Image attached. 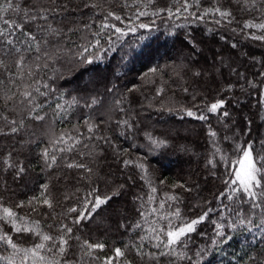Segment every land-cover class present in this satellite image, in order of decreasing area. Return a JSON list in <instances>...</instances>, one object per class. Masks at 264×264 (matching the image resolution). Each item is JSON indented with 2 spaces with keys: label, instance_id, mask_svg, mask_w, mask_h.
Returning <instances> with one entry per match:
<instances>
[{
  "label": "trees",
  "instance_id": "1",
  "mask_svg": "<svg viewBox=\"0 0 264 264\" xmlns=\"http://www.w3.org/2000/svg\"><path fill=\"white\" fill-rule=\"evenodd\" d=\"M16 2L23 4L24 0ZM212 2L200 0L202 7H209ZM99 3L103 8L94 10V17L85 16L83 21L79 17L76 19L78 24L94 19L87 38L92 39V32L101 31V37H97L103 45L100 59L94 65H77L70 59L60 58L46 74L41 72L40 79L49 88L43 89L46 96L37 97L38 101H46L42 110L38 111L41 115L46 114L47 123L27 120L25 123L28 127L22 136L0 137V152L13 150L15 145L14 155L27 169L22 180L14 181L11 172L0 176V181H6L9 189L5 199L28 200L38 195L40 186L47 183L59 200L51 214L55 220L37 213L32 214L34 219L55 223L62 218L68 206H77L76 198L86 195L91 183L80 181L77 173L62 167L48 171L38 153L45 148L54 150L49 144L54 134L71 132L76 128L79 132L92 135L87 133V125L83 123L88 120L95 127L96 136L107 137L109 141L105 143L97 139L91 142L104 149L93 164L101 190L97 194L124 185L119 197L110 202L103 216L97 217L95 222H87V226L78 233L94 243L107 246L104 252L98 253L99 256L109 255L114 247L138 241L137 233L146 235L140 229L128 230L129 225L140 219L137 209L142 204L148 208L158 207L171 196L177 199L165 203L162 210L165 213L178 209L185 220L208 213L204 222L190 234L187 247L178 249L191 259L178 260L176 264H264V229L253 226L245 228L238 224L234 226L235 230L228 228L234 217L224 206L235 203L239 207V201L224 199L221 202L218 199L222 190L228 195L232 194L224 183L229 177L223 165L217 163L216 167H212L208 164L209 160L218 161L221 153L234 158L230 148L233 131H236L241 142L247 138L239 136L243 117L254 118V129L257 125H264V121L259 119L260 115H264V109L257 113L260 107L258 100L264 94V87H261L264 82V45L244 37L239 32L240 25L235 21L217 25L209 22L214 21V17L200 21L190 16L187 19L184 16L169 18L167 12L136 15L141 10L152 13L157 9L175 8L177 0H155L150 7L141 5L139 8L134 0H99ZM107 10L120 15L124 23L105 19L104 12ZM235 15L241 20L249 18L246 13L235 12ZM103 23L120 27L127 34L117 39L118 34L111 28L102 30ZM141 23L148 25V28L137 27ZM128 25L135 28V32L130 31ZM232 28H237V31L233 32ZM222 36L224 39H221ZM109 37L114 50L105 54ZM80 40L79 34L71 37V41L76 43ZM190 42H194L195 48ZM233 42L237 43V49L230 47ZM64 43L67 45L70 42L66 40ZM218 47L227 61L240 64L241 78L230 74L226 68L217 72L211 66L214 50ZM72 48L76 50L75 44H72ZM240 50L247 59L241 56ZM220 62L218 59L217 65ZM93 68L96 70L92 71ZM153 68L157 70L155 73L151 72ZM194 70L205 72L199 83H193L194 79H198L191 75ZM249 82L255 87L249 86ZM108 87L114 91L106 92ZM186 87L189 89L187 92L184 91ZM158 89L163 90L159 95ZM97 94L101 104L87 107L86 102ZM117 99L121 100L120 104L116 103ZM219 99H225L229 117L206 111V106ZM57 103L67 109L59 114L62 119L54 115ZM121 107L124 111L119 110ZM186 110L204 114L208 119L200 121L187 117ZM123 121H128L131 127H118V123L122 124ZM210 131L216 132L215 138L209 136ZM259 133L264 135V126L259 128ZM29 140L30 143L27 142ZM160 141H165V144L156 146ZM216 146L221 153L213 157ZM92 150L97 151L94 147ZM124 160L132 161V166L125 167L122 163ZM140 163L147 169L151 184L141 179L142 173L135 167ZM152 187L156 188L153 194L156 200L149 205L146 199L148 194H152ZM65 194L71 198L66 200ZM16 211L26 214L29 209ZM39 211L47 213L49 210L41 208ZM148 219L154 217L149 216ZM64 222L70 224L71 217ZM159 223L166 224L167 221L161 220ZM122 224L125 226L121 227ZM216 224L224 225V231L233 238L221 242V238L215 235ZM4 227L8 230L7 225ZM148 227L144 225L145 229ZM12 235L16 237V233ZM148 250L154 251L146 248ZM198 251L201 252L200 256L196 255Z\"/></svg>",
  "mask_w": 264,
  "mask_h": 264
},
{
  "label": "snow or ice",
  "instance_id": "2",
  "mask_svg": "<svg viewBox=\"0 0 264 264\" xmlns=\"http://www.w3.org/2000/svg\"><path fill=\"white\" fill-rule=\"evenodd\" d=\"M137 8L141 5L150 7L155 0H134ZM235 5V9H233ZM103 5L99 0H24L23 4L16 0H0V13L13 15H0V137L22 136L27 130V120L33 122H46V114L41 115L42 105L46 101H38L37 97L46 96L43 89L49 86L40 79V73H47V70L60 59H70L77 65H94L100 59L101 31L92 32V39L87 38L91 30L94 19L91 22L77 23V17L81 21L85 16H95L96 9H102ZM161 12H167L169 18L189 16L194 20L204 21L207 17H214L217 25L232 24L234 21L240 25L239 32L251 41H259L264 45V0H213L211 6L202 7L200 0H177L175 8L167 7L164 9L148 11H137V17L148 15H160ZM235 12L248 14L249 18L239 19ZM187 14V15H185ZM105 19H113L124 23L122 17L112 10L104 12ZM130 31L135 32V28L127 26ZM139 28H148L146 24H139ZM111 28L117 39L127 33L120 27L102 24V30ZM211 31V29H210ZM233 32L237 28H232ZM80 35L79 43L71 41L73 35ZM221 39H224L222 36ZM70 43L65 45V41ZM192 47L195 48L194 42ZM72 44H75L76 50L73 51ZM232 49H237V43H231ZM67 48V51H65ZM114 50V45L109 37L108 51ZM223 53H215L212 57V67L217 72L226 68L232 75L239 77L243 73L239 71L235 62H226L222 60ZM221 60L217 65V60ZM86 71L88 69H85ZM95 71L96 69H91ZM157 70L151 69L152 73ZM206 71V70H205ZM194 79L193 83H199L203 79L205 72L194 70L191 72ZM249 86L255 87V84L249 82ZM264 87V82L261 83ZM186 87L184 91H188ZM111 87L106 88V92H113ZM158 89L157 94L162 92ZM117 104L121 100L117 99ZM239 103V101H238ZM101 104L99 94L86 102L87 107ZM260 107L257 113L264 109V94L258 100ZM225 109L224 111H220ZM120 111H124L121 107ZM64 105L56 104L54 115L59 117L61 112H66ZM206 111L212 114H220L223 117H229L230 113L226 110L225 99H219L206 106ZM186 116L205 121L208 117L204 114H198L192 110H186ZM63 118V117H59ZM51 119V117H48ZM259 119L264 121V115ZM243 127L239 131L240 137H247L240 141L237 133L233 131V141L230 148L234 154L229 157L226 153L216 146L215 157L218 153L219 160H209L208 164L216 167L217 163L223 165L226 174L229 177L224 180L225 185L231 189V195L221 191L218 199L223 202L224 199L230 201H239V207L233 204L225 205L230 216L234 217L228 225L230 230H235V225L245 228L253 226L264 229V135H260L259 128L264 125H257L253 128L254 118L243 117ZM87 125V135L73 128L71 132H62L59 135H53L49 139L52 149L45 148L38 153L39 159L48 171L54 167H62L77 173L80 181L90 182L87 194L76 198L77 206H68L62 214V218L55 223H46L43 220L34 219L33 213L41 217L55 220L52 212L55 211L59 200L50 190V185L44 183L40 186L41 191L38 195H33L28 200L13 201L11 198L5 199V193L9 191L6 181H0V264H176L178 260L191 259L186 257L178 249L187 247L190 234L196 231L197 225L204 222L208 213L191 219L185 220L181 217L178 209L171 213H165V203L169 200H176V197L168 196L165 202L160 203L158 207L148 208L145 204L138 208L140 219L128 226V230L140 229L147 233L140 235L137 233L138 241L131 244H122L110 250L109 255L101 257L99 252H104L107 247L104 243L92 242L78 235L82 232L87 222H95L97 217H102L103 212L107 211L110 202L114 201L120 195V189L123 184L116 186L115 190L100 193L99 177L93 167L97 162L98 155L104 152L99 144H91L97 139L109 143L107 137H97L95 127L88 121L83 122ZM131 127L128 121L118 123V127ZM210 137L215 138L216 132L210 131ZM227 139V137H225ZM30 143L31 141H27ZM156 143V142H154ZM165 141H160L156 146L160 147ZM215 146V141H213ZM63 145V147H59ZM97 151H93L92 148ZM13 150L0 152V176L6 172H11L13 180H22L27 169L23 163L16 159ZM88 149V151H83ZM57 153H60L58 156ZM66 156L70 158L66 159ZM125 167L132 166V161H122ZM141 173V179L151 184L147 169L143 163L136 164ZM183 187V185H181ZM191 191V189H187ZM156 188H151V193L147 195L146 203H155ZM71 197L65 194V199ZM27 208L26 214H20L16 210ZM41 208H47V213H40ZM209 211H212L211 209ZM75 214V215H73ZM152 216L154 219L149 220ZM71 217V222L64 221ZM166 220V224H160L159 221ZM179 223H176V222ZM43 223V227H42ZM147 224L149 227L144 228ZM5 225L8 230H5ZM125 225H121L124 227ZM48 229V230H46ZM250 230V228H249ZM16 233V237L12 235ZM215 235L221 238V242H227L233 237L229 232L224 231V225L216 224ZM215 242V241H214ZM146 248L154 249L146 251ZM5 253H8L5 255ZM197 256L201 252H197Z\"/></svg>",
  "mask_w": 264,
  "mask_h": 264
},
{
  "label": "rangeland",
  "instance_id": "3",
  "mask_svg": "<svg viewBox=\"0 0 264 264\" xmlns=\"http://www.w3.org/2000/svg\"><path fill=\"white\" fill-rule=\"evenodd\" d=\"M215 50H216V51H215ZM215 50H214V53L222 52V51H220L219 47H218L217 49H215ZM240 52H241V50H240ZM222 53H223V52H222ZM240 54H241V56H242L243 58L247 59V57H246L242 52H241ZM222 60H223V61H226V62H232V61H230V60L227 61L228 59H226V58H224V57H222ZM235 64H236L237 67H239V70H240V68H241V67H240V64H239V63H235ZM239 78H241V77H239ZM263 93H264V92H263Z\"/></svg>",
  "mask_w": 264,
  "mask_h": 264
}]
</instances>
